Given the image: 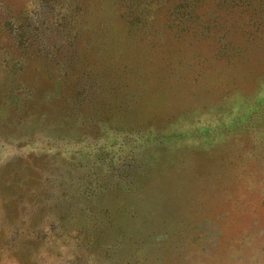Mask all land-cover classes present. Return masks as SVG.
<instances>
[{
  "label": "rangeland",
  "instance_id": "obj_1",
  "mask_svg": "<svg viewBox=\"0 0 264 264\" xmlns=\"http://www.w3.org/2000/svg\"><path fill=\"white\" fill-rule=\"evenodd\" d=\"M263 77L264 0H0V264H124L149 214L261 257Z\"/></svg>",
  "mask_w": 264,
  "mask_h": 264
},
{
  "label": "trees",
  "instance_id": "obj_2",
  "mask_svg": "<svg viewBox=\"0 0 264 264\" xmlns=\"http://www.w3.org/2000/svg\"><path fill=\"white\" fill-rule=\"evenodd\" d=\"M264 78V77H263ZM146 170L139 172V176H145ZM174 194L178 195L176 187ZM175 198V196H174ZM175 201V199H174ZM186 215V216H185ZM202 214H156L152 216H142L136 218V223L143 224L142 229L134 230L127 234L115 235L114 242L108 244L106 257L114 260L118 256V260L123 256L124 264H153L158 260L159 264H200L195 254H190L188 245H191V239L188 234V224L199 221ZM152 216L151 220H148ZM164 225L172 232H165L163 241H156L155 230L157 225ZM187 227V230H186ZM185 229V230H184ZM237 264H264V249L262 256L254 260H242Z\"/></svg>",
  "mask_w": 264,
  "mask_h": 264
},
{
  "label": "crops",
  "instance_id": "obj_3",
  "mask_svg": "<svg viewBox=\"0 0 264 264\" xmlns=\"http://www.w3.org/2000/svg\"><path fill=\"white\" fill-rule=\"evenodd\" d=\"M264 94V92L262 93ZM264 99V98H262ZM262 99H258L256 100V104L253 102V105L258 107V105L260 104L261 100ZM246 107H248V105L246 104ZM248 111V108L246 109V112ZM246 116H243V115H236L234 117H227V116H216V128H225L228 126H231L232 124H238V123H242L243 121L246 120Z\"/></svg>",
  "mask_w": 264,
  "mask_h": 264
}]
</instances>
